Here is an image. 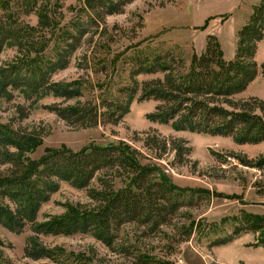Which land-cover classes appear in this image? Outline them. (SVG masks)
I'll list each match as a JSON object with an SVG mask.
<instances>
[{"label":"trees","instance_id":"obj_1","mask_svg":"<svg viewBox=\"0 0 264 264\" xmlns=\"http://www.w3.org/2000/svg\"><path fill=\"white\" fill-rule=\"evenodd\" d=\"M48 1L0 0L3 12L0 53L10 42L21 48L29 45L35 50L30 61H12L0 67V98L11 101L20 92L29 102V107L17 105L18 118L28 117L37 96L52 95L61 101L44 104V108L74 128L117 125L137 98L157 101L148 119L171 124L178 131L231 136L241 144L264 141V99L257 96L237 99L256 79L260 69L264 76V63L259 66L256 60L259 43L264 39V0L238 31L234 59L224 57L221 44L213 34L207 37L205 51L194 52L189 64L175 51L146 46L133 51L125 60L129 63L130 83L101 100L87 97L76 83L55 81L53 76L69 67L85 39L104 28L107 16L121 12L131 0H84L67 27H60L61 22L52 26L55 17ZM19 11L26 15L37 13L42 29L53 32L49 50L34 49L35 35L19 21ZM140 75L156 76L140 82ZM31 144L33 148L38 145L36 136L0 122V226L15 233L30 228L33 234L27 239L24 255L33 260L102 264L98 257L66 255L63 250L45 245L40 236L86 234L113 252L124 251L127 248H119L118 240L125 224L137 223L152 229L168 225L184 205L203 194L193 192L194 196L185 198L186 190L162 176L157 165L141 163L131 151L116 143L92 144L79 150L49 147L37 159L24 158ZM151 144L162 153L175 151L181 162L191 152L183 139H174L169 146L166 139L153 136ZM238 157L245 166L264 169V156ZM123 174L132 176V184L116 189L113 177ZM95 179L97 187L92 186ZM62 182L85 189L92 204L89 207L76 204L65 215L39 221L43 204L60 189ZM249 231H264V215L244 213L234 231L217 238L215 244H227ZM261 241L264 245V239ZM1 245L0 240V264H9ZM137 261L162 264L143 256Z\"/></svg>","mask_w":264,"mask_h":264},{"label":"rangeland","instance_id":"obj_2","mask_svg":"<svg viewBox=\"0 0 264 264\" xmlns=\"http://www.w3.org/2000/svg\"><path fill=\"white\" fill-rule=\"evenodd\" d=\"M48 2L55 17L52 26L61 22L60 27H67L84 0ZM260 2L131 0L121 12L107 16L104 28L85 39L72 56L69 67L57 72L53 80L76 83L87 97L101 100L130 83L129 63L125 60L133 51L146 46L172 50L189 64L194 52L201 54L205 51L209 34L221 44L224 57L234 59L238 31L249 21ZM19 12V21L35 35L34 49L49 50L53 44L49 42L54 37L53 32L42 29L37 13L26 15ZM34 55L35 50L29 45L21 48L10 42L0 53V67L12 61H30ZM256 60L259 66L264 63V39L259 43ZM155 76L140 75L138 80H150ZM251 96L264 99L261 69L237 99ZM54 101L61 100L52 95L37 96L28 117L20 119L17 105L29 107L23 94L17 92L11 101L0 98V122L38 139V145L33 148L31 144V150L24 154V158L37 159L49 147L79 150L92 144L116 143L131 151L141 163L157 165L162 176L186 190L185 198L194 196L193 192L203 194L199 193L200 197H194L191 203L184 205L168 225L152 229L137 223L125 224L118 240L119 248H127L124 251L113 252L86 234L42 235L41 241L45 245L63 250L69 256L98 257L102 264H138L137 259L141 256L162 264H264V245L261 244L264 231L244 232L227 244H215L217 238L234 231L244 213L264 215V169L245 166L238 159L239 155L249 158L264 156V141L241 144L231 136L178 131L171 124L148 119L147 115L155 110L157 101H138L137 98L119 124L77 129L44 108V104ZM153 136L166 139L169 146L174 139L186 140L191 152L185 154L181 162L175 151L162 153L152 147ZM112 183L116 189L131 185L132 176L117 175ZM98 185L95 179L92 186ZM76 204H86L87 207L92 204L87 191L62 182L60 189L43 204L38 219L45 221L50 216L65 215ZM32 234L30 228L15 233L0 226L1 250L9 264H55L48 259L25 257L26 242Z\"/></svg>","mask_w":264,"mask_h":264}]
</instances>
